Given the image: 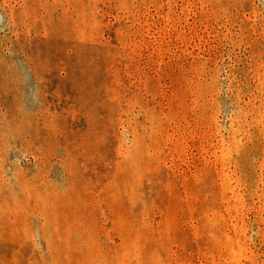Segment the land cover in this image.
<instances>
[{
	"label": "rangeland",
	"instance_id": "rangeland-1",
	"mask_svg": "<svg viewBox=\"0 0 264 264\" xmlns=\"http://www.w3.org/2000/svg\"><path fill=\"white\" fill-rule=\"evenodd\" d=\"M0 264H264V0H0Z\"/></svg>",
	"mask_w": 264,
	"mask_h": 264
}]
</instances>
